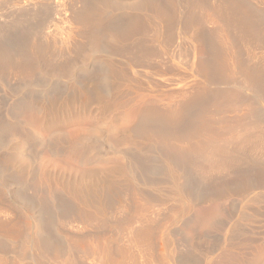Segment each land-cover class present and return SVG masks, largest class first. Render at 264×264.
<instances>
[{
  "label": "bare ground",
  "instance_id": "obj_1",
  "mask_svg": "<svg viewBox=\"0 0 264 264\" xmlns=\"http://www.w3.org/2000/svg\"><path fill=\"white\" fill-rule=\"evenodd\" d=\"M62 82L69 86L61 87ZM34 84L40 88L31 89ZM0 86L5 96L1 98L14 97L6 105L32 111L54 132L72 118L87 122L103 117V109H111L125 90L164 92V107L152 101L140 106L125 138L144 139L166 150L173 158L172 165L165 162L167 177L190 204L207 202L226 210L219 222L208 216L203 248L194 237L200 257L185 264H264V159L252 157L253 153L264 156V9L249 0H0ZM64 103L77 106L78 111L71 112ZM99 106L103 113H94ZM7 108V114L0 113L1 124L20 122L21 116ZM62 131L55 137H62ZM201 134L222 142L211 153L218 163L207 165L209 170H196L208 182L202 191L187 188L178 167H188L190 148L183 147L184 140L198 142ZM56 140L52 145L59 144ZM58 147L52 146L51 151H62ZM14 161L11 154L3 158L1 167L6 168L0 167V180ZM244 163L254 167L238 170ZM93 170L80 178L58 173L72 199L53 198L26 222L0 220V264L27 259L28 247L34 249L38 263L65 264L70 259L72 264L126 263L121 250L114 249L112 235L82 239L66 229L93 227L84 212L87 208L100 211L103 218L115 209L126 211L128 196L110 198L117 180H106L107 174V178L95 177ZM18 172L22 170L16 169L15 175ZM59 222L65 230L62 239L54 236ZM141 222L130 236L137 243L155 230ZM31 229L34 237L29 238ZM9 244L24 245L26 251L17 248L9 258L5 251ZM67 252L72 255L68 261ZM156 261L165 263L164 258Z\"/></svg>",
  "mask_w": 264,
  "mask_h": 264
},
{
  "label": "rangeland",
  "instance_id": "obj_2",
  "mask_svg": "<svg viewBox=\"0 0 264 264\" xmlns=\"http://www.w3.org/2000/svg\"><path fill=\"white\" fill-rule=\"evenodd\" d=\"M249 1L259 8L264 9V3H262V0ZM209 28H212V24L209 25ZM258 54L259 53L257 52V56ZM37 85H32L31 89L40 88L39 86L37 87ZM60 86L65 88L69 86V83L66 84L62 82L60 83ZM101 87L106 90L108 86L101 85ZM174 89L180 90L178 86H175ZM3 92L4 91L0 86V96L4 95ZM158 93H160V95H158L157 92L153 93L147 90H143V92L125 90L122 95H119L120 98L116 96L119 100L111 106V109H103L102 107L105 114L103 117L97 115L95 119L87 122H81L72 118L67 120L64 124H61L60 131L63 130L62 137L60 134H57L59 137H55L56 133L60 131L54 132L56 129H52L37 117L33 116L32 111L21 108L22 106H19L20 109H18L19 107L13 105L12 107L5 104H12L11 102L14 97H10V99L5 98V100L3 98L5 96L2 97L3 99L0 97V103L2 101V103L6 100L8 101L3 104L4 106L2 104L0 105V113L6 112L7 114V111L9 110L7 106H9L11 112H16L15 114L21 116V121L18 123L1 124L0 122V167L1 164H3V158L7 155L11 154L15 159L13 163L15 165L8 166L6 169L8 172L4 171V176L2 175V178H4L3 180L5 181L2 179L0 180V220L3 219V222L7 221L13 223L17 220L16 218H18L20 220L25 219L24 221L26 222L30 220V218H28L29 215L31 217L34 212L38 214L37 212L39 211L40 206L42 207L44 203H48V201L57 198H65V200L72 199H69L70 194L66 193L67 190L61 185L58 173L69 178H76L79 175L77 178H80V175L83 176L84 174L92 173L91 170L94 169L95 171L93 170V173L96 172V176L93 175L95 177H103V175L106 177L105 174H107L108 178L106 177V180L111 179V181L114 182L117 180L116 190L112 191L110 198L116 199L117 194H125L126 197L128 196L126 211L124 210L125 208L115 209L110 211L107 218H103V214L100 211L94 210V212L93 209L87 208L84 212L85 214H89H86V216L90 217L89 219L91 222L93 221V227H82L81 229H69L66 227L68 232H76L82 237V239H88L91 237L104 239L105 237L109 238L112 235L114 242L113 247L118 251L121 250L120 253L122 254L123 260L126 258L125 264H129L130 262V264H160L156 261L158 258H164V264H176L177 261L181 264H185L188 263L187 261H189L190 258L200 257L199 250H195L194 247V237H197V240H199L198 242L200 245L198 246L200 249L203 248L204 242L202 241V235L208 228V216L211 215L214 222L224 220L226 213L225 208L218 204L212 205L207 202L190 204L186 196L178 191L175 188L174 183L167 177L165 168L169 166L168 164L172 165L171 162L173 158L168 155L166 150L163 151L164 148L162 146L153 147L152 142L144 139L133 138L132 140H127L125 138L126 134H129L131 127H133L136 121L137 109H139L140 106L148 105L152 101L158 103L160 106L162 103V106L164 107L165 104L163 103L165 101L161 100V95L164 92L160 91ZM110 94L111 96L113 95L111 92ZM1 107H4L3 110ZM64 107L69 108L71 112L76 113L78 111L77 106L72 107L64 103ZM100 108L101 106L93 110L94 113H100V111H102ZM5 109L6 111H4ZM103 111L101 113H103ZM107 113L108 116H106ZM58 129L59 128H57V130ZM64 136L65 141L60 142ZM204 136V134L203 136L201 134L199 136L201 139H197L199 140L198 142L200 143V146L196 141V138L191 139L194 141L193 143L191 140H184L186 146H184V144L183 147L186 148L188 146L187 149L190 148L186 153L188 163L187 161L185 162V167L187 164L188 167L187 169H184V165H181L182 167L180 165L178 166L182 168L180 172L182 173L183 171L182 176H184L183 180L186 181L184 182L185 185L192 190L202 191L207 188L208 185L207 180H204L202 175H199L201 174L200 171L196 170H209L211 164L213 166L218 163V158L211 156V153L215 150L217 144L222 142L217 140V137L215 139L211 137V139H213V141H211V139H209L210 137L206 135L205 138ZM58 138L59 144L61 145L56 144V146H60L61 148L58 147V149H62V151L55 154L51 151V147H56L55 144H52L58 143V140H56ZM195 141L197 142V148L194 147ZM197 149H199V151ZM204 156H206L208 160L204 158ZM208 156L211 157L209 158ZM212 157L213 160H209L212 159ZM252 157L254 160L264 159L263 155L256 153H253ZM165 162L168 164H165ZM204 163H206V165ZM242 165L238 170L246 168L252 169V167H254L252 163H244ZM2 167L6 168L3 165ZM12 167L13 169H11ZM16 169L22 170V173L18 172V176L15 175L17 174ZM86 170L88 171L85 173ZM21 174L23 175L21 176ZM98 174L99 176H97ZM217 174L212 173L209 175L212 177L223 175L228 179L231 178V176H228L225 173L221 174L220 172L221 175ZM61 193H63L64 196ZM67 194H69V196H67ZM22 197H24V199ZM155 199H157L158 202H156ZM237 199L241 201L243 198H240L239 196ZM221 201L225 202L226 200ZM25 202H28V204ZM143 203H148V207ZM80 206L81 208H84L83 205ZM145 207L147 208L145 209ZM182 208H184L183 212L181 211ZM174 210L177 211V214ZM92 212L94 213V216H92ZM138 212H140V214L142 213V215H139ZM102 219V222L104 223H100ZM128 219L129 224L126 222ZM235 219L236 216H232L231 223H233ZM96 220L99 222H96ZM141 220H144L150 227L154 228L155 226V230L152 231V236H148L149 240L146 239V241L143 239V241L140 239L137 243V241L134 242L130 236L132 230H136L141 226ZM94 221L98 224V227ZM63 232H65V230L59 222L58 231L56 232L58 235L54 233V236L57 238L59 236V239H62L60 233ZM28 237H34L32 229L31 231L29 230ZM148 241H150V245L148 244ZM9 245L10 246H5V251L8 257L10 256L9 258H12L15 255L17 248L24 252L26 251L24 245H20V247L19 244L17 246H13L12 244ZM13 249L16 250L12 251ZM27 250L29 255L31 254V257L28 256V252L26 251L25 257L27 255V259L24 258L25 260L17 262L16 264H52L50 261L47 263L46 261L38 263L34 249L28 247ZM30 250L32 252H30ZM67 253L68 254L65 255V260L68 261V259L72 258V255L69 252ZM147 257H151L149 259L150 261H147ZM153 258L155 259L154 261ZM262 259L264 260V256ZM70 260L69 263L66 262L72 264V261Z\"/></svg>",
  "mask_w": 264,
  "mask_h": 264
}]
</instances>
